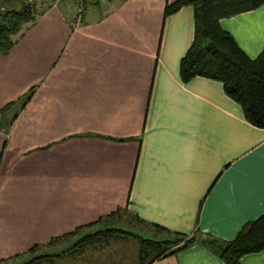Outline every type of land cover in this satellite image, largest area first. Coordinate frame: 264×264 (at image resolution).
<instances>
[{
  "label": "crops",
  "instance_id": "0c3cea01",
  "mask_svg": "<svg viewBox=\"0 0 264 264\" xmlns=\"http://www.w3.org/2000/svg\"><path fill=\"white\" fill-rule=\"evenodd\" d=\"M173 1H94L76 30L61 3L0 53V259L117 209L220 240L264 212V128L221 81L181 78L194 15L164 16ZM219 24L247 57L264 48V3ZM151 264L225 263L195 242Z\"/></svg>",
  "mask_w": 264,
  "mask_h": 264
},
{
  "label": "trees",
  "instance_id": "16d2710c",
  "mask_svg": "<svg viewBox=\"0 0 264 264\" xmlns=\"http://www.w3.org/2000/svg\"><path fill=\"white\" fill-rule=\"evenodd\" d=\"M94 1L99 0H89L87 5ZM263 3L264 0H174L165 5L163 15L173 13L184 5L193 8L194 35L180 62L181 78L187 80L199 75L221 81L226 93L241 105L245 118L252 125L264 128V48L255 58L247 57L219 24L221 18L252 10ZM33 19L31 6L26 0L0 2V53L9 50L14 42L13 36ZM30 95L31 92L22 98V105ZM9 106L0 110V113ZM121 212L122 209H117L100 216L93 222L52 237L46 245L36 244L21 254L0 259V264L24 256L29 257L15 264H59L64 259L77 258L87 250L107 248L128 241L137 243L139 264H151L195 242L212 249L225 264H241L243 255L264 249V212L257 219L244 223L231 240H220L199 231L188 236L157 224H144L133 216L138 223L154 229L155 237H143L116 226ZM59 245L64 247L47 253L43 251Z\"/></svg>",
  "mask_w": 264,
  "mask_h": 264
},
{
  "label": "rangeland",
  "instance_id": "374dc122",
  "mask_svg": "<svg viewBox=\"0 0 264 264\" xmlns=\"http://www.w3.org/2000/svg\"><path fill=\"white\" fill-rule=\"evenodd\" d=\"M4 2V0H0V2ZM12 2L16 3V0H12ZM62 4H64L62 2ZM7 6V5H6ZM10 7H15V6H10ZM9 7V8H10ZM6 9V7H5ZM118 221V223L116 224V226L124 228L126 230H129L137 235L140 236H147L144 234V226L147 227V229H149L151 232L154 233V229L152 230L151 227H149L148 225H144L141 223H136L135 219L129 215V214H124L121 212L120 217H118V219L116 220ZM148 231V230H147ZM158 235V234H157ZM116 246V249H119V253L120 255L122 254L124 256L123 260H119V257H117L118 255H114L113 253L115 251V248L113 249V247ZM64 246L59 245L55 248H52V250H57L59 248H63ZM136 248H137V243L136 241H128L126 243H117L114 244L108 248H97V249H90L87 250V252H85L84 254H82L81 256H78L77 258H72V259H64L62 260L61 263L59 264H139L136 261ZM112 251V252H111ZM109 252H111L110 254H108ZM107 255H111V257H108ZM121 255V256H122ZM13 257V256H12ZM26 257V256H25ZM18 258L16 260H11V261H6L5 263H18L19 261L24 260V258Z\"/></svg>",
  "mask_w": 264,
  "mask_h": 264
},
{
  "label": "built area",
  "instance_id": "2783aa9c",
  "mask_svg": "<svg viewBox=\"0 0 264 264\" xmlns=\"http://www.w3.org/2000/svg\"><path fill=\"white\" fill-rule=\"evenodd\" d=\"M26 2L31 6V13L34 18L48 8L58 7L62 2L68 4L71 11V18L68 23L73 30H76L82 24L89 0H26Z\"/></svg>",
  "mask_w": 264,
  "mask_h": 264
}]
</instances>
